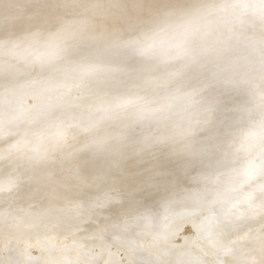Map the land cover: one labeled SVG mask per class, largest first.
<instances>
[{
    "label": "rangeland",
    "instance_id": "rangeland-1",
    "mask_svg": "<svg viewBox=\"0 0 264 264\" xmlns=\"http://www.w3.org/2000/svg\"><path fill=\"white\" fill-rule=\"evenodd\" d=\"M84 1L73 0L76 4ZM110 1L98 0V3L102 9H116L113 14L118 20L110 26L118 34L128 36L127 43L132 36L130 28L139 23L147 27L156 24L160 33L170 32L175 27L176 34L182 32L180 39L186 42L192 60L198 62L191 71L197 69L198 73L193 75L190 71V77L178 81L170 90L155 91L153 96L159 103L152 109L131 102L121 92L95 93L93 102L86 104L76 99L65 100L61 94L56 99L47 95L35 107L27 106L28 96H23L13 106L8 105L5 117L4 107H0V173H4L0 180V264H113L116 259L125 264H264V0H220L218 3L221 9L232 6L236 9L238 16L235 15L233 25L241 27L233 31L230 25L220 33L213 26L212 33H219L225 41L238 42L237 57L253 50V46L254 53L261 59L255 58L254 64H257L251 68L244 65L237 70L238 74L246 70L244 75L232 77L226 73L216 75L214 52L210 53L211 57L203 55L211 45L214 48V37L202 39L199 54H193L190 47L193 42L187 41L190 37L185 38L188 34H183L202 33L205 28L199 26L204 16L200 11L194 16L193 5L184 7L186 0L164 2L161 4L163 12L153 11L150 0ZM49 3L56 5L57 0ZM175 7L178 10L173 11ZM16 9L14 5L8 8L10 13ZM39 13L49 17L51 12L43 3H38L30 10V15ZM120 16L132 21L130 28L121 24ZM66 18L75 20V25L82 27L86 34L94 29L89 11L77 9ZM98 18L101 20L100 15ZM181 27L185 28L178 29ZM142 32L137 37L148 40L149 31ZM17 37V33L10 34L5 43L8 45ZM251 37L254 43L260 37L257 45L250 43ZM27 45V42L20 43V53ZM169 50L173 54L179 52L176 47ZM235 52L225 51L226 63L234 59ZM8 56L7 66H16L13 63L15 52H9ZM32 60L25 57L22 62L27 65ZM180 63L193 64L186 60ZM186 66L191 67L184 65L183 68ZM31 68L39 72L29 71L22 77L20 70L13 71L19 72L16 77L20 85H25L23 89H44L63 75L65 82H81L70 89V98L87 92L90 84L104 78L101 75L89 77V72L73 68L68 69L69 73L73 72L71 76L66 70L61 74L56 64L43 67L41 61ZM180 71L171 75L172 83L185 72L180 74ZM109 74L116 88L130 83L119 77L117 69H111ZM15 78L8 77L2 84L3 92L16 91ZM211 78H215L214 84L210 83ZM229 84H234L232 91L226 89ZM204 100L227 104L209 109L204 108L209 106ZM235 104L241 106H233ZM251 105H259V109L247 120L244 107L251 108ZM178 106L182 107L180 111L172 109ZM197 106V113L181 118V114L195 111ZM66 107L65 112H58L51 121H40L36 114L49 108ZM237 113L239 124L226 147L212 143L203 130L216 129L219 125L208 123L206 118L210 114L233 118ZM22 119L26 127H32L31 131L21 129L18 134L10 133L20 126ZM177 125L182 130L194 127L182 137L183 131L176 129ZM56 130L68 133L65 138H59L62 142L51 139ZM211 144L215 147L211 148ZM191 145L194 147L189 148ZM50 149L52 155H58L57 150L72 153L69 158L59 160L66 165L64 171H60V163L47 160L45 155ZM45 168L50 169L49 177L42 174ZM248 175L253 180H248ZM68 179L73 183L72 190L78 191V199L60 194L61 180ZM110 193L128 198L129 202L119 203L116 199L110 204L111 213H103L104 196L108 194L110 198ZM25 194L32 198L31 203L22 199ZM135 211L141 212L144 218L133 222ZM159 211L162 218L173 213L169 228L177 230L178 242L172 246L165 247L157 239L166 230L163 232L159 225L150 228L151 216ZM112 225H118L128 236L109 234ZM20 255L21 258H16Z\"/></svg>",
    "mask_w": 264,
    "mask_h": 264
},
{
    "label": "bare ground",
    "instance_id": "bare-ground-1",
    "mask_svg": "<svg viewBox=\"0 0 264 264\" xmlns=\"http://www.w3.org/2000/svg\"><path fill=\"white\" fill-rule=\"evenodd\" d=\"M49 1L50 0H0V107H4L2 109L3 117L6 116L4 114L5 111L9 107L17 103L19 99L23 96H28V99L26 101L27 106L35 107L41 101H43L47 97V95H51V97H49L50 99L52 98L56 99V97L60 94H61L60 95L61 98L63 97V99L65 100L76 99L78 100L77 102L86 104V103L93 102L92 95H94L95 93L99 95H102L105 93L111 95L117 92H121L123 95L128 97L131 102L140 104L143 108L152 109L154 106H156L159 103L158 101L159 99L153 96L154 92L157 90H161L164 92L167 89L170 90L172 88L171 86H174L175 84L178 83V81H183L186 77H188L190 71L198 63L192 60V56H190L191 53L190 51H188L187 46H185L186 42L180 39L182 32H179V34H176L178 33V30L175 27L172 28L170 32L167 31L165 33H160V31L156 28V24H153V26L150 25L149 27H147L144 25L142 26L141 23H139L135 27L134 26L131 27L132 28L131 29L130 25L132 24V21L125 20L123 17L120 16L121 17L120 20H122L121 24L127 25L130 28V32L132 34L131 38H129L130 39L129 43H127L128 36H122L121 34H118L117 31H113L110 26L112 22H113L112 24H115L116 23L115 21L118 20L116 15L113 14L114 10H116L114 7H110L108 9L107 8L102 9L98 3V0L96 1L85 0L81 4H76L73 2V0H57L56 5L50 4ZM167 1L168 0H150L152 10L153 11L157 10V12H163V7L161 6V4ZM219 1L220 0H206L205 2H200L199 0H186L185 2H183L184 7L189 8L190 6L193 5V7L195 8V12H193L192 14H194V16H197L198 11L201 12L204 18H203V22H201L203 24H201L199 27L203 26V28H205L202 31V33L198 31H196V33H193L195 31H192V32L188 31L184 33L183 35L188 34L185 38L190 37V39L189 40L187 39V41L191 43L193 42L192 45H190L193 54H195V52H197L198 49L200 50V47H202L201 46L202 39L204 38L206 39L209 36H212L215 38L216 41L214 42L215 43L214 48L216 49H214L213 45H211L210 48L206 50V52L204 51L205 53H203V55H205L206 57V56H210L211 52L215 53L214 58L216 57L215 58L216 60L214 62L215 63L214 67L216 68V75H219L222 73L223 74L226 73L228 77H232L236 74H237L236 76L242 75V74L244 75L246 70L244 71L242 70V73L240 74L237 73V70L243 67L244 65L245 67H250V68L255 66L257 64V63L254 64L255 58H258L259 60H261L260 56H257L254 53L255 47L252 46L254 43L253 37L255 36L249 39L251 40L250 43L253 41L252 45H250V47L252 46L251 48L253 50L250 49L251 50L250 51L246 49L247 51H249L247 54L244 55L243 54L244 52H242L241 54L243 56L237 57L235 49L237 48V45L239 43L236 42V40H234L236 43H233V41L231 43V42H228L227 40L225 41L219 33L217 34L212 33L211 29L213 26H216L220 33L225 28H228L230 25L232 27L229 29H232L233 31H238V28L241 27L238 25H233V20L235 21L236 19V18L234 19V17L235 15H237L236 9L232 8L233 6L221 9V7L218 5ZM38 3L39 4L43 3L44 8L48 9L51 12L49 17H44L43 13H39L37 14V16L30 15V10L34 6H37ZM110 3H114V2L110 1ZM12 5L16 6L17 8L14 13H10L8 10V8L11 7ZM77 9H80L81 11L86 10L90 12V16L93 19L94 29L89 34H86L85 30H83L82 27H77L75 25L76 24L75 20H70L66 18L67 14ZM172 10L176 11L178 9L177 7H175ZM99 15L101 16L100 18L101 20H99L98 18ZM211 17H213V19ZM152 18H153L152 22H154L155 18L153 16ZM183 28L185 27H181L178 29H183ZM143 30L149 31L148 36H147L148 40L142 41L137 37L143 33L142 32ZM14 33H17L18 37L12 43L10 42L7 45L5 43L6 37ZM177 36H180V37L177 38ZM259 38L260 37H258L257 40L255 38V40L258 42ZM131 39L133 41H131ZM229 40L231 39L229 38ZM242 40L244 41V39ZM246 40L247 39L245 37V41ZM97 41L98 43H96ZM23 42L28 43L26 47L27 49L23 53H20L19 45L20 43H23ZM203 42H205V40ZM170 47H176L178 48L179 52L180 50H184V52L182 54L179 52L178 53L176 52L173 54V52L169 50ZM143 49H145V52L141 53ZM240 49L244 51V49L242 48ZM229 50L230 52H235L233 54L234 59L233 60L230 59V61L228 60L226 63L224 60V55H225V51H229ZM11 51H12V54L13 52H15L16 54L15 56L16 58H14L13 63L19 67H16V66L12 67L13 65L7 66V64L5 63L8 53ZM197 54L199 53L197 52ZM239 54L240 53H238V55ZM25 57H27L28 59L32 58L33 59L32 63L24 65V62H22V60ZM210 57H207L208 58L207 60H209ZM183 60H186L188 62L192 61L193 64L191 63L181 64L180 61H183ZM40 61L43 67L56 64L58 69L61 71V74H64L65 70L68 72V69L73 68L79 72L81 71L89 72L88 73L89 77H95L97 75H101L104 78L101 79L100 82L96 84H90L89 88H87V92L86 91L80 92L77 96H75V98H70L72 92H69V91L72 87H76L80 85L78 83H81V82H79L78 80L65 82V80L63 79V75L58 76L54 82L49 83L47 87L44 89H41V90L26 89V88L23 89L24 87L22 86H25V85H20L19 84L20 80L18 81L17 80L18 78L16 77L19 74V72H13V71L20 70V73L24 75L22 77H25L26 75H28L27 73L29 71H32V73L39 72L34 69L36 67L34 68H31V67L36 66V64H38V62ZM224 63H225V66H223ZM88 65H91V66H88ZM184 65H189V67L190 66L191 67L188 68L186 66L183 68ZM87 67H89L90 71H88L89 69L88 70L86 69ZM182 68L183 70H185V72L181 74V71H183ZM111 69H117L119 77L123 80H130L129 81L130 83H123V84H126L124 87L116 88L115 84H113L114 82H112V77L109 76L110 75L109 73H111ZM248 69L249 68H247V70ZM179 71L181 74L180 78H178V80L172 83L170 80L171 75H175V73ZM191 72L194 75L195 73H198V70L196 69ZM71 73L68 72L70 76L72 75ZM9 76L14 77V78L16 77L15 80L17 81L16 83H14L15 85L14 87L16 88V91L7 92L6 91L7 89H6L5 92H3L4 90L2 91V87L4 85L2 84L8 80ZM29 79H33V77H30ZM209 81L210 83H213V84L216 82L215 78H211ZM128 85H131V86H128ZM194 85L196 84L193 83V86ZM226 87H227L226 88L227 90L232 91L234 84L232 85L229 84V86H226ZM144 92L148 93L149 95L146 96ZM150 101H152L153 104H148L150 103ZM204 101L209 103V106L204 107V108H209V109H212L214 107L220 108L227 104V103L215 104L214 102L209 101V100H204ZM178 102L181 103V99L180 100L178 99ZM8 105L10 106L8 107ZM233 106H239V105L235 104ZM250 107L251 108L246 107V106L244 107V110H246L247 120L249 117L255 116V112L259 109V105H256V106L251 105ZM54 108H49L48 110H44V112L36 113L39 115L40 121H51L54 115H56L58 112H65L68 107L59 108V109H54ZM172 109L180 111L182 107H179V106L175 108L172 107ZM198 110L199 108L197 106L195 111L188 110V113H183L180 116L182 119H184L186 118L188 114L197 113ZM233 114L235 115L236 112H234ZM239 116L240 115L237 113V115L234 116L233 118L229 116L224 117V118L223 117L218 118L219 116L210 114V117L206 118V120L209 121L208 123L217 125V126L219 125V126L216 129L212 128V129L203 130V131H205V134L207 136L211 137L212 143H216V145H219V146L222 145L223 147H226L225 145L227 141L229 140L232 132L234 131L236 125L239 124L238 121L236 120V117H239ZM240 120H243V119H240ZM1 122L2 121L0 120V123ZM22 122H24V119H22L21 122L19 123L20 126L17 128L14 127V129H12L10 133L18 134L20 131H22L21 129L26 130V132L31 131L32 127H26ZM23 126L26 128H23ZM192 127L194 126H191L190 128H184V130H182L180 129L179 125H177L175 128L180 130L181 132L183 131L182 137H184L185 134H187V132ZM54 134H57V136H55L56 138L54 137ZM67 134L68 133L65 130H56L52 133L51 139L59 141L60 137L65 138ZM59 142H62V141H59ZM188 147L193 148L194 146L191 145ZM214 147L215 146L211 144V148H214ZM62 149H65V148H62ZM51 151L52 150L50 149V152L45 155L47 157V160L50 163H60L59 169L60 171H62L64 167H66V165L59 162V160L64 159V158H69L72 153L66 154L67 152H62L61 150H57L58 153L60 154V156H58L59 154L55 155L54 153L52 155ZM234 156L236 155H233L232 157ZM6 166L7 165H4V169H6ZM42 174L49 177L51 175L50 169L49 168L43 169ZM3 178H4V173L1 172L0 180L2 181ZM247 178L248 180H250L251 177L248 175ZM70 180L69 179L66 181L61 180L60 194L63 196L68 195L71 198H76L77 196L76 194L78 193V191L75 193V190H72L71 186L73 185V183H71ZM125 192H124L125 195H128L127 191ZM111 194L112 193H110V195ZM107 195H105L103 199V207H102L103 213H109V212L111 213V208H113V206H111L110 204L112 201L114 202V200L116 199L118 202L119 201L123 203L129 202L128 198L125 199V197H120L119 194H116L117 197H115V195H111L110 198H108L109 196L107 197ZM22 199L27 200V201L29 200L30 203L32 202L31 201L32 198L29 197L28 194H25L22 197ZM15 200L17 201V199ZM129 212H130L129 213L130 215L131 211ZM134 213L135 214H132L134 215L133 222L140 221L142 220V218H144L143 217L144 215L141 212L135 211ZM160 213H161L160 211L157 213L156 212L153 213V215L151 216L152 224L150 225V228L155 229L159 225V227L164 229L162 230L163 232L166 230V233L165 234L162 233L158 235L157 239L159 240L160 243H163L165 247L172 246L178 242V239H176V234H175L177 230L173 229L172 231L169 228L171 226L169 223L171 221V218L173 217V213L170 212L171 213L170 215L163 216V218ZM112 226L113 227L111 228L109 234L115 235L117 233L121 236V238L122 237L125 238L128 236L126 232L120 231V228L118 225L116 226L112 225ZM207 233L208 235H211L210 237H212V234H209V232ZM204 236H205V233H204ZM190 243L192 242L190 241ZM192 245L194 246V244ZM195 247L197 246L195 245ZM137 250H138L137 248H134V251H137ZM16 258H21V255L20 257L17 256ZM22 259H24L23 256H22ZM113 264H125V263L119 259H116L113 262Z\"/></svg>",
    "mask_w": 264,
    "mask_h": 264
}]
</instances>
